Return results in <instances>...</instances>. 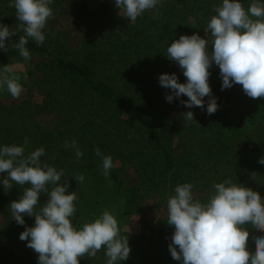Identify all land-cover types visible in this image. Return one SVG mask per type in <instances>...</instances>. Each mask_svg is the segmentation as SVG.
<instances>
[{
	"label": "clouds",
	"instance_id": "obj_1",
	"mask_svg": "<svg viewBox=\"0 0 264 264\" xmlns=\"http://www.w3.org/2000/svg\"><path fill=\"white\" fill-rule=\"evenodd\" d=\"M51 3L52 0H10L9 7L15 8L20 25L10 30L0 24V49L8 52L6 39L22 30L25 34L19 36L14 47L24 60H30L26 45L29 38L37 45L44 43L43 29L54 18ZM162 3L163 0H115V7L125 19L135 22L146 10ZM214 11L216 14L204 29L206 37L210 34L211 54L209 38L181 35L167 47L166 57L183 70L186 83H180L175 73L159 76L160 85L171 90L165 97L169 103L183 95L188 97L181 100L185 107L205 110L203 98L209 97L208 115L218 110L209 85V69L213 64L219 67L221 90L239 84L248 97H264V3L255 0L246 10L240 0H222V5ZM23 79L27 80V76ZM20 80L13 67L4 65L0 69V88L6 86L14 99L23 91ZM183 115L186 121H195L192 111ZM28 143L25 137L24 145L0 148V173H7L2 180L7 192L13 184L30 185L24 187L22 197L12 201L9 207L18 225H25L24 215L35 216L34 226L26 227L19 239L27 241L26 246L38 254V264H80V258L95 257L102 247L106 249V264L126 261L131 252L128 236L120 235L114 214L106 209L93 222L83 224L80 229L74 227L71 218L77 211L78 196L75 191H68V178L61 183L64 169L57 170L42 162L45 155L42 147L25 156ZM64 147L73 149L77 160L84 155L75 140L66 141ZM95 154L101 158L102 174L108 178L113 167L111 155L104 156L99 148ZM258 163L264 165V157ZM73 177L80 184L85 180L83 174ZM193 188L192 183L177 185L175 194L167 198V224L174 226L168 245L171 257L182 264H264V236L252 237L255 251L250 252L249 230L244 227L251 225L264 233V199L260 194L230 178L213 184L214 192L207 202L195 199ZM41 193H46L48 199L37 211Z\"/></svg>",
	"mask_w": 264,
	"mask_h": 264
},
{
	"label": "trees",
	"instance_id": "obj_2",
	"mask_svg": "<svg viewBox=\"0 0 264 264\" xmlns=\"http://www.w3.org/2000/svg\"><path fill=\"white\" fill-rule=\"evenodd\" d=\"M112 1L113 0H52L49 7H51L54 12V18H50L43 29L45 34L44 43L42 45H37L34 40L29 38L28 44L26 45L32 57L34 55L43 56L48 63L38 64L41 61L36 63L33 61L26 62L28 75L32 78L40 79L42 75H39V72L50 73L47 82H52L54 80L56 77L54 73H56V71L62 75L65 74V76L70 74L82 77L81 80L83 84L78 88L79 92L87 94L90 91L93 95L97 96V98H105L111 103H113L114 100V102H118L113 103L118 106L116 109L128 107L129 102L123 99L122 94L116 91L114 86L107 84L104 80L97 79L95 76L98 72L101 75L102 71L111 70L114 73L115 70L113 67L116 65L124 69L119 70V73H123V78H129L130 74L134 76L137 85H143L146 88H149L153 84V81L158 79L160 74L168 73V67L170 66L173 67L172 70H169L168 74L175 73L180 83L181 81L186 83L183 70L176 62L172 63L173 61H170L166 57L167 47L173 41L178 40L181 35L191 36L192 34H198L201 36L211 16L216 14L214 8L222 5V0H163V3L157 5L154 9L146 10L143 17H140L139 26L134 28L131 27L127 30L120 27V25L114 28H103V34L97 36L96 39L94 38L93 40H86V42H83L85 52L83 56L84 59L81 60L82 62H69L63 58L59 59L57 56L55 57L56 61L52 62V60L46 58V56L49 58L52 57V49L54 51L67 50V43L65 42L67 32L64 30L60 31L55 27L59 19L62 17H70L74 21L82 20L78 24H85L86 31L89 33L91 27L94 25L92 24V20L96 13L97 15L99 13H114L111 6ZM240 2L247 10L255 0H240ZM259 2L264 3V0H259ZM9 3L10 0H0V24L7 25L10 30L17 29L19 28L20 22L16 19L15 8L9 7ZM92 30L94 32L95 28ZM113 31L116 32L114 33ZM24 34L22 30H19L16 36L11 37V40L5 41V45L10 47V51L4 54L1 52L0 69H2L4 65L11 66L14 63L13 61L19 60L21 56L14 45L18 43L19 36ZM88 36L89 35L86 37ZM207 38H209L208 51L211 54L213 45H211L210 35ZM52 39L55 40L53 41ZM97 44H100V46L95 52L93 48L97 47ZM109 56H111V58ZM159 58H165L167 60L166 62H156ZM168 61L170 65H167ZM209 72L210 77H215L216 81L212 86L215 88V92L212 96L216 99L221 95L225 96V98H223L224 101L222 100V102L218 104V110L214 114L208 115L206 108L205 110L195 108L193 114L194 119L197 121H189V127L185 126L183 130L177 129L176 125H172V128L168 125V130L166 132L163 131L162 125L156 124V126L152 124L147 132L142 133L144 135L139 137L137 135L138 141L135 144L136 147L134 146L132 148L135 152L127 154L126 157L123 156V160L128 161L130 164L136 161V165L139 167L137 168L139 180L143 186L148 187L145 190L150 194L154 193L157 195L158 199L166 195L168 196L171 193L170 190H173L176 185L188 183L191 180L193 182L194 179L197 178L198 173L201 174L200 179H207L205 183L203 182V185H205L202 189L203 193H205L204 195L213 194V184L217 183V177L221 179L222 175L220 174L222 173H226L230 179H234V175L240 173L237 184L251 188L253 191L258 192L260 196L264 195V165L258 163V160L264 157V151L259 149V145L264 138H261V135L258 137L256 136L257 138H254L256 141L255 146H251L244 138L243 142L235 144L236 147H240L241 149L236 151L233 146L231 147L229 142L223 139L225 137L224 134H226L224 128L226 127L229 130L235 131L240 126L235 129L231 123L226 125L219 122L220 119H222L223 122V119L227 116L229 107H235L237 111H245L255 107L256 111H261V108L264 106L263 104H258V106L253 105L263 100L264 97L251 99L244 92L239 95L238 90L241 88L239 84H234L233 87L229 89L221 90L222 78L220 77L219 67L213 64ZM71 83L74 84L75 82ZM236 95H238V98ZM82 96V94L76 95V98H74L75 105L78 106L81 104ZM231 97L237 98L238 104H233V106L231 104ZM142 100L143 98L137 106L142 105ZM181 100L186 101L185 96H181L179 99L172 102L167 109V113L162 114L161 119L163 117L167 118L173 111L181 107L183 105L181 104ZM111 109H113V107L107 108L106 112ZM140 111L139 109L138 112L141 113ZM260 111L258 114H262ZM138 112L137 115L140 116L141 123H147ZM245 112L247 113L249 111ZM113 114L108 115V113H104L102 120L98 118L95 121L104 129L106 128V121ZM262 115H264V113ZM93 116H100L99 111L94 109ZM140 132H144V130ZM203 132L206 133V135H198V133L200 134ZM221 133L224 134L222 135ZM136 134L139 133L135 132L134 135L136 136ZM9 135L13 136V142L11 140L8 141V143L15 144L16 142L14 139L18 138L19 145H24L20 138L24 140L25 136H21L19 132L12 129L10 124L0 123V143H4L5 137ZM78 135H80V133H78ZM44 136L45 134L43 132H34L32 141L29 142L35 145L38 144L37 146L43 148H46L45 144L47 142H54L55 144L56 139L48 136L49 140H42ZM176 137L180 140L185 138V143L182 142L181 144L183 145L185 153L183 156L185 163L183 164L181 161L177 163V160L173 157L174 138ZM29 138L28 136V139ZM247 139H249V136ZM62 143L65 145L64 142ZM86 143H88L87 151H82L84 155L79 160L76 159L73 151L72 154L66 151L62 159L58 158L57 155L61 151L54 145L50 150L53 151L52 153L45 154L41 157L42 162L46 161L57 170L64 169V177H62L61 183H63L64 179L68 178L70 184L68 191H75L77 193L78 200L75 202L77 211L71 218V222L76 228L81 225L79 222L80 209L86 197L85 194H83L82 185L78 183L73 176L75 174L84 175L88 170L97 171V166L102 163V160L100 157L96 156V148H99L104 156L119 152L116 147L118 140L106 139L103 134L100 137L94 138L93 141H87ZM130 145L127 144L126 147ZM66 149L68 148L64 150ZM32 151L34 150H26L25 156ZM121 152L124 151L121 150ZM6 176L7 173H0V181L2 182L3 178ZM223 178H226L225 174ZM170 179L173 180L171 183L169 182ZM244 179H246V181H244ZM49 187L51 188V186ZM21 188L23 189L24 187L22 186ZM47 197L48 195L46 193H41L40 200L36 206L37 211L46 203ZM31 218L35 220V216ZM28 225L29 224H26L22 226V228L25 229ZM32 226H34V223H32ZM244 227L248 228V230H253L251 225H245ZM172 229L171 226H165L157 237L161 239L164 238L168 234V231ZM259 236H262V234H259L257 237ZM5 237L6 234L4 238ZM16 237L17 236L8 235L5 239L4 246H8L9 244L15 245ZM155 237L156 235H153V239ZM7 240H9L10 243H8ZM149 240L152 241V236ZM251 245L255 248L253 240H251ZM5 254V257L2 258L1 261L2 264H34L33 261L32 263L29 262L30 260H27L22 252L17 254L12 252L13 256H10L8 252Z\"/></svg>",
	"mask_w": 264,
	"mask_h": 264
},
{
	"label": "rangeland",
	"instance_id": "obj_3",
	"mask_svg": "<svg viewBox=\"0 0 264 264\" xmlns=\"http://www.w3.org/2000/svg\"><path fill=\"white\" fill-rule=\"evenodd\" d=\"M111 6L114 12L113 14H95L92 20V24L94 25L91 27L89 33L86 31L85 24H78L82 20L74 21L70 17H62L59 19L55 27L60 31L64 30L67 32L65 41L67 43V50H64L63 46L62 48L64 51H54L52 49V57L49 58L46 56V58L52 60V62L56 61V56L59 59L63 58L69 62H82L81 60L84 59L83 56L85 52L83 42H86V40H93L94 38L96 39L97 36L103 34V28H114L120 25V27L127 30L131 27H137L139 26L140 17H143L146 12L145 11L140 17H137L135 22H132L119 14V9L115 7V0L112 1ZM94 28L95 31L93 32L92 29ZM113 32L115 33L116 31ZM87 35L89 36L86 37ZM201 38H207L205 36V31L201 35ZM6 40H11V38ZM5 46L8 47L7 45ZM99 46L100 44H97V47H94L93 50L96 52ZM8 51H10V47H8ZM1 52H3L2 54L8 53L4 52L3 49H0V54ZM109 57L111 58V56ZM23 59V57H20L19 60L13 61L14 63L11 65L15 74L21 76L19 82L23 87V91L20 97L14 99L7 91L6 86L0 88V123L10 124L11 128L19 132L21 136L27 138L29 136L30 138L28 141H32L33 133L39 131L45 134L42 140H49L48 136L56 139L55 144L54 142H47L45 144L46 148L44 149L45 154H48L53 152L50 151L53 145L58 147L61 152L57 156L60 159H62L66 151L71 152V154L73 151L75 154V151L71 148L64 150L65 147L62 142L65 143L67 141L71 143L75 140L81 151H87L88 143L86 142H91L94 138L100 137L102 134L106 139L118 140L116 147L119 152L111 154L113 167L110 169L109 177L105 178L102 174V163L98 164L97 171L88 170L84 174L85 180L81 185L83 187V194H85L86 198L83 201L84 203L81 204L79 221L81 225L78 226L77 229L82 228L85 223L93 222L107 209L112 212L117 219L120 235L128 236L131 249L129 258L126 261L118 262V264H182L181 261H176L171 257L168 248V245L171 243V236L174 233V226H171L173 229L168 231V234L164 238L161 239L157 237L165 226H169L167 224V198L175 194L174 189L170 190L171 193L168 196L166 195L159 199L154 193L150 194L145 190L148 187L143 186L139 180L137 173V168L139 167L136 165V161L130 164L128 161L123 160V156L126 157L127 154L135 152L132 148L138 141V137L144 135L142 133L147 132L152 124L162 125L163 131L166 132L168 130V125H170L171 128L172 125H176L177 129L183 130L185 126L189 127V121L183 118V113L187 111L193 112L195 108H200L193 107L188 110L187 107L182 105L173 111L171 115H168L167 118L163 117L161 119L162 114L167 113L170 104L180 97L174 98V100L169 103L165 97L166 94H171V90L165 89L160 85L159 77L153 81V84L149 88H146L143 85H137L134 76L130 74L129 78H123V73H119V70L124 69L116 65L113 67L115 70L114 73L110 70L102 71L101 75L99 72L95 74L97 79L104 80L107 84L114 86L116 91L122 94L123 99L129 102L128 107L116 109L118 106L113 103L118 102H114V100L113 103H111L105 98H97V96L93 95L90 91L87 94L79 92L78 88L83 84L81 80L82 77L70 74L65 76V74L62 75L57 71L54 73L56 77L52 82H47L50 73L39 72V75H42L40 79L30 77L27 69V63L29 61L35 63L41 61L38 64H46L48 62L47 60L45 61L43 56L39 55L31 56L30 60ZM166 60L165 58H159L156 62H166ZM172 63H174V61ZM167 65H170L169 61ZM172 67L173 66L168 67V73L169 70H172ZM25 75L27 76V80L23 79ZM71 82L75 83L72 84ZM215 82V77H209V85L212 89V94L215 92V88L212 87ZM181 83L184 82L181 81ZM242 93L243 89L241 85L238 94L240 95ZM79 94L83 96L81 104L77 106L74 103V98ZM236 97L238 98V95H236ZM142 98V105L137 106ZM185 98L188 100L187 96H185ZM223 98H225V96H219L217 98V104L222 102V100L224 101ZM231 98L232 105L238 104L237 98ZM203 99L205 101V108H207L209 97ZM258 104L264 105V99L254 103L253 106H258ZM110 107H113V109L106 112L107 108ZM94 109L99 111L101 117L93 116ZM139 109L141 113L138 112ZM245 111L249 112L246 113ZM245 111H237L235 107H229L227 116L223 119V122L222 119L219 120V122L226 125L231 123L235 129L240 126L235 131L225 127L226 134L221 133L225 135L223 139L229 142L231 147L233 146L236 151L241 149L240 147H236L235 144H240L243 142L244 138L251 146H255L256 144L254 138H257L259 135H261V138H264V115H262L264 113V106L261 108V111L259 110L262 114H258L259 111H256L255 107ZM137 112L141 114L147 123H141L140 116L137 115ZM104 113H108V115L114 114L106 121V128L103 129L95 120L98 118L102 120ZM141 130H144V132H140ZM135 132L139 134L135 136ZM78 133H80V135H78ZM198 135H206V133H198ZM248 136L249 139H247ZM12 138L13 136L10 135L5 137L4 143H0V146L13 145V143H8ZM14 140L16 142L15 145L20 146L18 138ZM20 140L24 143L22 138H20ZM182 142L185 143V138L182 140L177 137L174 138L173 157L177 160V163L181 161L183 164L185 163L183 160L185 153L183 145H181ZM127 144L131 145L126 147ZM37 145L29 142L25 147L27 151L41 148ZM259 149L264 151V139L260 143ZM121 150L124 152H121ZM224 174L226 178H223ZM200 175L201 174L198 173L197 178H195L193 182L191 180L188 183H194V198L200 201L202 200L201 202H207L210 195H204L205 193L202 191L203 187H205L203 182L205 183L207 179H200ZM220 175H222V180L217 177V183H222L225 179H229L226 173ZM239 175L240 173L235 174L234 179L231 180L234 183H238ZM172 181V179L169 180L170 183ZM244 181H246V179H244ZM29 186L30 185H25L23 187ZM21 187L22 186L13 184L11 190L7 192L4 190L3 184L0 181V264H2V258L5 257V253L7 252L10 256H13L12 252L16 254L22 252L25 258L30 260L29 262L32 263L33 261L34 264H38V254L33 249L26 246L28 243L27 241H21L19 239L20 233L25 231L22 226L29 224L32 227V223H34L35 220L31 218L32 216L29 217L24 215L25 225H18L12 217L9 207L12 201H17L22 197L24 188L22 189ZM261 198L264 199V195L261 196ZM47 199L48 197L46 198V202ZM29 225L26 227H30ZM258 232L259 231L254 228L253 230H249L250 238L248 240V250L253 253L255 248L251 245V240H253L252 237L258 236L259 234L264 236V233ZM5 234L6 237L8 235L17 236L16 244L4 246L6 239V237L4 238ZM153 235H156L154 239ZM151 236L152 241L149 240ZM7 242L10 243L9 240H7ZM105 251L106 249L102 247L95 257L80 258V264H106L108 258L105 255Z\"/></svg>",
	"mask_w": 264,
	"mask_h": 264
}]
</instances>
